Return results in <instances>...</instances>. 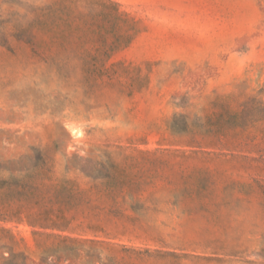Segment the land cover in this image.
<instances>
[{
	"label": "rangeland",
	"instance_id": "obj_1",
	"mask_svg": "<svg viewBox=\"0 0 264 264\" xmlns=\"http://www.w3.org/2000/svg\"><path fill=\"white\" fill-rule=\"evenodd\" d=\"M260 89L264 0H0V264H131L120 243L264 263V131L203 127ZM108 171L147 233L33 227L3 184Z\"/></svg>",
	"mask_w": 264,
	"mask_h": 264
},
{
	"label": "trees",
	"instance_id": "obj_2",
	"mask_svg": "<svg viewBox=\"0 0 264 264\" xmlns=\"http://www.w3.org/2000/svg\"><path fill=\"white\" fill-rule=\"evenodd\" d=\"M263 89L257 94L248 96L240 104V109L234 111L222 124L213 126L212 124L199 125L206 127V132L217 138V143H224L221 135H226L227 131H235L236 135L245 134V143L255 145L257 134L264 131V100L261 98ZM235 139L233 141H236ZM243 142V141H242ZM240 144V143H239ZM46 166L48 162L42 160ZM114 167V164H111ZM90 186L82 187L81 184L70 177H60L52 181V176L43 173L42 175L27 174L23 178L12 182L4 181L10 192L9 196L15 197L20 205L17 214L20 221H24L33 226L48 228L52 230L66 231L78 230L81 232L93 231L103 233L110 237L115 232V214L125 217L132 226L133 231H143L147 233L150 226L143 221V217L150 208L143 204L131 205L133 215L125 214V209L118 208L115 211V173L87 174ZM127 176L120 179L124 183ZM24 214V218L22 216ZM122 228L126 225L120 224ZM65 240L77 241V238L69 235L64 236ZM102 243H110L102 240ZM129 253L131 264L146 263L153 261L155 264H186L187 260L198 259L197 257L183 252L180 248L170 245L152 246L118 244ZM59 250H70L75 252V247L71 245H58ZM124 259V258H123ZM200 259V258H199ZM208 262L218 264H264L251 259H236L224 257L203 258ZM114 261V258H111Z\"/></svg>",
	"mask_w": 264,
	"mask_h": 264
}]
</instances>
